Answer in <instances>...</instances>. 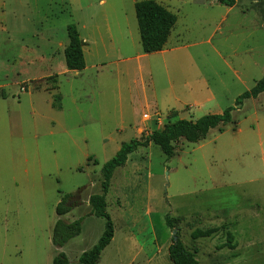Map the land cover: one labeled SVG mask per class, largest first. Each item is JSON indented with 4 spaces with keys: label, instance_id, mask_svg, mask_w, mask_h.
I'll return each instance as SVG.
<instances>
[{
    "label": "rangeland",
    "instance_id": "rangeland-1",
    "mask_svg": "<svg viewBox=\"0 0 264 264\" xmlns=\"http://www.w3.org/2000/svg\"><path fill=\"white\" fill-rule=\"evenodd\" d=\"M141 1L0 0V264H53L61 253L80 264L104 234L89 200L121 146L223 114L264 77V2L154 0L178 17L185 51L170 53L171 38L168 52L147 55ZM72 24L87 40L81 72L65 64ZM53 51L57 59L41 65ZM232 115L223 132L177 142L173 158L152 144L116 170L107 195L115 241L99 264H173L174 231L200 264H264V94ZM67 195L78 209L63 220L84 222L58 250L56 209ZM213 228L212 238L191 237ZM136 250L145 252L134 258Z\"/></svg>",
    "mask_w": 264,
    "mask_h": 264
},
{
    "label": "trees",
    "instance_id": "trees-1",
    "mask_svg": "<svg viewBox=\"0 0 264 264\" xmlns=\"http://www.w3.org/2000/svg\"><path fill=\"white\" fill-rule=\"evenodd\" d=\"M219 4L228 8L237 5L238 0H216ZM255 2H264V0H253ZM136 18L138 22L141 45L145 54L158 53L164 50L167 45L172 31L174 30L178 18L169 9L157 3L154 0H145L135 4ZM70 44L65 50L66 67L72 72H81L86 69V61L84 57V42L81 39L78 27L74 24L67 29ZM57 78V76H55ZM264 93V77L258 81L255 87L243 95L237 101L235 107L227 109L223 114H210L196 121L177 120L165 125L162 131H155L150 135L143 136L140 139L124 143L118 153L107 162L102 170V193L93 195L89 204L92 208L90 216H94L106 221L105 231L98 243L88 252H85L79 259L80 264H99L103 252L110 246L115 237V225L108 213L107 195L110 191L111 182L116 170L127 165L132 154L141 148H148L155 145L167 157L175 156V144L181 140L191 144H198L205 140L208 134L220 126H226L233 122L232 113L242 108L244 102L250 99H257ZM55 108L61 109V96L54 97ZM74 195H67L57 206L56 212L58 217H63L72 211V207L67 205L69 199ZM84 218L73 223L64 220H58L56 223L52 244L56 249L64 248L71 240L82 234ZM166 224L171 230H175V225L170 216L166 217ZM219 232L218 228L208 230H195L191 237L193 240L212 238ZM178 241L172 239L169 247V257L173 264H200L196 256L187 250L180 240L178 232L176 234ZM232 242L230 237L229 244ZM230 246V245H229ZM232 249L235 246H230ZM53 264H70L68 257L61 253L53 260Z\"/></svg>",
    "mask_w": 264,
    "mask_h": 264
},
{
    "label": "crops",
    "instance_id": "crops-1",
    "mask_svg": "<svg viewBox=\"0 0 264 264\" xmlns=\"http://www.w3.org/2000/svg\"><path fill=\"white\" fill-rule=\"evenodd\" d=\"M230 9H233V8H230ZM178 18V17H177ZM178 22V21H177ZM177 25V24H176ZM175 29H176V26H175V28H174V30L172 31V33H171V36H170V38H169V41H168V43H167V45L170 43V39L171 38H173V40H174V42H171V45H174L172 48H170V50H168L170 53H173V52H180V51H185L184 50V47H182V46H179V44H178V42H179V36L177 35V33H176V31H175ZM78 30H79V28H78ZM80 32V31H79ZM81 35V34H80ZM68 39H69V37H68ZM81 39L83 40V42H84V47H83V51H84V57H86V55H85V47H86V39H83L82 38V36H81ZM69 44H70V39H69V43H68V45L67 44H65L64 45V57H65V50H66V48L69 46ZM166 45V46H167ZM166 46H165V48H166ZM165 48H164V50L163 51H161V52H158V53H162V54H164L165 52H168L167 50H165ZM212 52H214V54H216V55H219V53L217 52V50L216 49H214V50H212ZM51 53V55H49L47 58L45 57V56H42L39 60H40V64L41 65H43V64H47V65H50V64H52L57 58V53L56 52H50ZM153 54H157V53H153ZM43 55V54H42ZM147 55H149V54H147ZM151 55V54H150ZM144 56H146V55H139V57H144ZM85 61H86V58H85ZM65 64H66V60H65ZM51 76H57V78H59L58 77V75H51ZM51 76H49V77H51ZM264 94V93H263ZM262 95V94H261ZM260 95V96H261ZM259 96V97H260ZM258 97V98H259ZM257 98V99H258ZM250 100H252V99H250ZM254 100H256V99H254ZM61 101H62V98H61ZM53 105H54V103H53ZM61 106H62V103H61ZM244 106V105H243ZM194 107H196V106H194ZM53 108H55L54 106H53ZM190 108V107H189ZM56 109H58V108H56ZM61 109H62V107H61ZM60 109V110H61ZM191 109V108H190ZM171 113H177V111H172ZM170 113V114H171ZM222 126H220L219 128H217V129H219V131L220 132H223L224 130H220V128H221ZM216 130V129H215ZM213 131V130H212ZM211 131V132H212ZM209 135V134H208ZM202 142V141H201ZM133 155V154H132ZM130 159V158H129ZM120 169V168H119ZM90 201V200H89ZM78 208L77 207H74V208H72V211L70 212V213H72L73 211H75V210H77ZM70 213H68V214H70ZM67 214V215H68ZM91 214V213H90ZM67 215H65V216H67ZM65 216H63V217H59V220L61 219V220H63L64 219V217ZM65 221V220H64ZM67 222V221H66ZM75 222V221H74ZM68 223H73V222H68ZM101 239V238H100ZM99 239V240H100ZM115 241V237H114V239H113V241H112V243L110 244V246L113 244V242ZM98 243V242H97ZM95 246V245H94ZM93 246V247H94ZM109 246V247H110ZM92 247V248H93ZM108 247V248H109ZM91 248V249H92ZM107 248V249H108ZM140 248H142V247H140ZM106 249V250H107ZM59 250V249H58ZM105 250V251H106ZM90 251V250H89ZM104 251V252H105ZM137 252L135 253L136 255L134 256V258H137V256H139L140 254H143V252H145L144 250L143 251H141V250H136ZM103 252V253H104Z\"/></svg>",
    "mask_w": 264,
    "mask_h": 264
},
{
    "label": "water",
    "instance_id": "water-1",
    "mask_svg": "<svg viewBox=\"0 0 264 264\" xmlns=\"http://www.w3.org/2000/svg\"><path fill=\"white\" fill-rule=\"evenodd\" d=\"M176 234H177V231H174V232H173L174 240H175V241H178V237L176 236Z\"/></svg>",
    "mask_w": 264,
    "mask_h": 264
}]
</instances>
